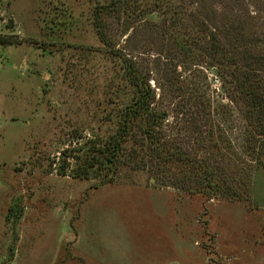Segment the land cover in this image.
<instances>
[{
  "label": "rangeland",
  "instance_id": "obj_1",
  "mask_svg": "<svg viewBox=\"0 0 264 264\" xmlns=\"http://www.w3.org/2000/svg\"><path fill=\"white\" fill-rule=\"evenodd\" d=\"M110 1L0 0V264H264L263 138L248 140L243 71L201 51L211 41L186 16L192 0L117 1L99 13L104 45L93 18ZM198 4L221 27L240 23L259 41L249 54L264 56V0ZM111 46L154 89L164 144L187 154L172 168L145 158L111 181L76 174L75 157L106 135L111 91H126Z\"/></svg>",
  "mask_w": 264,
  "mask_h": 264
},
{
  "label": "trees",
  "instance_id": "obj_2",
  "mask_svg": "<svg viewBox=\"0 0 264 264\" xmlns=\"http://www.w3.org/2000/svg\"><path fill=\"white\" fill-rule=\"evenodd\" d=\"M117 1L119 2L120 0H111L109 5L95 7L93 22L99 39L104 45L109 44L104 35L105 31L100 22L99 13H103L107 9L110 11L115 9ZM199 1H191L194 4L190 3L192 8L188 9L189 13L186 11V16H188V19L196 20L200 30L206 32L210 38L211 44L200 47L201 51L208 54L212 59L217 57L222 59V61L225 60L227 66L231 65L233 74H236L237 69L243 71L241 75L236 74V82L239 92L243 96L242 98L246 100V119L251 124L249 128L251 135L248 140L251 141L253 136L257 135V137L263 138V140H260V149H256L257 154L261 153L264 148V73L259 72L257 67L264 66V56L249 54L251 45L258 44L259 41L243 39L240 32L242 29L241 24L238 22L235 25L230 24L226 28V26L221 27L217 23L212 12L205 14V16L201 15L198 11L202 7L204 8L205 5H199ZM164 2L166 0H153L152 8H161ZM170 7L177 8L176 5H170ZM181 15L183 14L179 13V17ZM197 18L201 20L198 21ZM224 28L226 29L224 30ZM183 40V38L175 39L178 46L176 48L177 53L186 52L190 55L188 43ZM221 41L222 46L219 44ZM231 42L235 44L237 49L240 47V52L235 53L242 54L240 56L242 61L240 64L241 69L235 53L227 52L228 46L231 48ZM110 50L113 51V54L118 53L125 61V69L122 76L126 91L123 98L120 99L119 89H111L109 102L113 105H109V109H107L109 125L106 135L101 137L98 145L93 146L89 150L87 149L80 158L75 157L79 162L76 174L82 178H89L94 173L98 177L111 181L117 173L121 162L124 164L135 162V166H137L142 161H145V158H153L154 163H156L155 167L159 168L158 171L162 167L172 168L174 164L181 163L187 158V154L180 150L179 147L166 146L158 131L161 122L166 117V113L153 108L152 101L155 91L150 87L148 78L139 73L121 51L114 50L112 46ZM42 54H45V52ZM134 133L139 136L135 147L128 144L129 138ZM122 157L124 158L123 160ZM197 162V165L204 168L203 179L208 184H212L213 181L210 178L214 175L212 166L203 160H197ZM156 175L158 177L157 171ZM182 180L183 178L178 180V183H186L185 179ZM221 186L220 183H213L210 189L212 191L216 189L222 190Z\"/></svg>",
  "mask_w": 264,
  "mask_h": 264
}]
</instances>
